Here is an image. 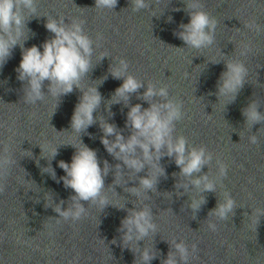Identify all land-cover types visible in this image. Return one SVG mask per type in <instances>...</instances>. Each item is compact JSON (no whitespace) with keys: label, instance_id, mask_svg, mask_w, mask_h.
I'll list each match as a JSON object with an SVG mask.
<instances>
[{"label":"clouds","instance_id":"clouds-1","mask_svg":"<svg viewBox=\"0 0 264 264\" xmlns=\"http://www.w3.org/2000/svg\"><path fill=\"white\" fill-rule=\"evenodd\" d=\"M117 4L118 0H95V8L98 9L113 10ZM131 4L133 11L149 7L147 0H131ZM36 5L37 0H0V69L11 57L13 48L19 45L22 50V59L15 71L19 81L27 82L24 88V102L27 104H36L45 99L42 90L45 81L49 82L48 94L54 98L71 93L74 87L81 88V80L92 66L91 57L94 51V42L82 27L84 21L73 19L70 24H66L63 17L47 18L45 27L53 36L45 40L41 46L33 45L25 48L23 42L28 35L25 36L24 29H27L29 20L26 19V13L33 14L34 17L37 11ZM186 8L190 10L188 11L189 22L181 23L180 31L175 34L192 49L198 50L211 46L215 39L217 20L203 10L200 0H189ZM245 27L257 33L262 30L261 25L255 20L246 23ZM29 31L27 29V32ZM100 39L102 37L98 34L97 40ZM249 51L250 46L243 44L240 55L246 56ZM106 55L107 53L101 52L99 59ZM128 68L129 64L125 59H119L118 64L111 68L113 77L124 78L122 85L115 90L112 102L122 100L127 104L129 95L144 86L141 80L128 73ZM247 73L248 69L243 61L238 59L228 61L226 71L222 73L218 83V95L234 99L237 91L243 86ZM154 97L162 98L163 102H153ZM142 98L149 102V107L142 109L140 104L130 107L126 121V127L131 129L128 137L122 135L114 124L101 122L104 133L101 142L108 153L121 160L128 169L134 172L142 171L146 165L151 169L147 176L140 178V187L131 188L129 191L140 196L142 192L155 190L158 177L164 174V169L159 164L163 156L174 158L175 164L180 168V176L187 180V183L177 184L178 188L183 187L187 190L191 184L201 192L215 191L217 182L227 175V165L217 159L218 174L215 179H210L207 174L195 175L201 173L202 168L212 161L213 154L204 146H190L183 135L174 136L175 122L181 120L184 115L182 102L169 98L167 86L157 87L152 82L148 83ZM100 102L101 96L95 87H88L83 91L71 119V128L74 132L79 133L94 122L93 113ZM243 115L250 126L264 122V114L258 111L256 102L250 103L243 110ZM109 137H114V139H109ZM250 142L256 144L257 137H250ZM0 144H2L0 147V194H4L6 180L16 161L9 144L5 142H0ZM71 145L76 149L71 162L64 160L58 162L59 168L65 173L59 180L63 181L65 188L72 189L75 194L70 197L71 204L68 208H63L64 202L61 201L54 210L63 221L75 222L86 214L82 201L91 202L100 209L108 205V197L103 194L104 177L108 173V164L105 161L104 167L101 168L96 152L83 143L79 146ZM40 147L43 152L44 147ZM49 154V160L55 158L58 154V147H52ZM37 165L39 166L38 161ZM116 167L119 169L120 165ZM41 171L49 173L54 180L57 179L55 170L50 165ZM117 176L119 177V172ZM204 202L202 196L199 199L193 198L190 207L194 211L198 210ZM235 206L236 202L232 196L224 192L223 202L219 203L210 215L225 220L233 212ZM119 207L123 208L124 205L121 204ZM127 212L119 229L123 233L124 246L133 241H140L157 231V224L153 221L152 211L148 205L127 209ZM262 215H264V210L256 209L251 217L255 230ZM57 222L59 223L60 220ZM208 228L215 232L217 225L209 222ZM5 235V233H0V240ZM172 244L175 252H169L162 264H178L177 254L180 261L187 264L190 256L188 246L183 241H173ZM191 248L192 253H195L197 245L193 244ZM155 255L149 248H145L141 253V260L144 264H149Z\"/></svg>","mask_w":264,"mask_h":264}]
</instances>
